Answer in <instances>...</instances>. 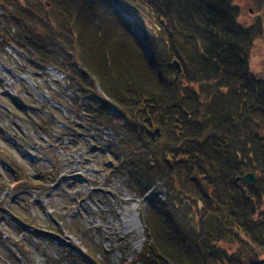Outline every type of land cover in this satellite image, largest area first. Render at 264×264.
<instances>
[{"label": "rangeland", "instance_id": "1", "mask_svg": "<svg viewBox=\"0 0 264 264\" xmlns=\"http://www.w3.org/2000/svg\"><path fill=\"white\" fill-rule=\"evenodd\" d=\"M89 1L0 0V264H82L79 250L93 251L99 260L106 254L109 264L134 262L148 240L145 220L154 232L162 221L151 210L152 195L158 194L168 204L171 190L166 180L171 177L169 183L182 195L189 225L195 227L199 219L202 199L196 192L190 198L184 195L183 189L194 191L186 169L169 172L173 159L163 153L169 166H150L159 173L150 187L119 168L124 152L132 149L122 125H86L91 115L103 111L101 116L117 117L120 111L109 103L106 112L103 99L108 84H96L85 73V61L83 64L78 58L81 50L88 56L87 71L103 66L106 58L111 61L112 53L115 59L131 60L129 64L136 67L140 66L137 60H142L146 68L159 72L137 19L126 12L119 15L105 4L90 8ZM232 1L239 8V24L256 32L249 69L264 82V0ZM36 17L45 18L55 33L67 35L70 28L73 36L77 31L83 34L75 52L70 53L71 47L69 52L61 48L52 52L50 58L62 65L60 68L43 67L36 57L6 44L7 36L29 41L32 35L27 24ZM143 23L150 25L147 20ZM34 26L39 29V23ZM174 75L173 69L172 80ZM80 76L86 85H92L86 97L79 94L75 83ZM179 84L189 85L182 78ZM200 98L210 101L203 95ZM64 123L73 126L65 128ZM260 131L264 143V127ZM162 162V157H157V163ZM136 168L145 179L151 172L143 163ZM195 177L201 178L198 172ZM19 182L29 183L19 186ZM259 185L263 192L264 176ZM224 186L218 179L216 188ZM263 213L264 195L256 217ZM235 232L249 243L241 229ZM218 245L228 254L237 252L236 243L221 241Z\"/></svg>", "mask_w": 264, "mask_h": 264}, {"label": "trees", "instance_id": "2", "mask_svg": "<svg viewBox=\"0 0 264 264\" xmlns=\"http://www.w3.org/2000/svg\"><path fill=\"white\" fill-rule=\"evenodd\" d=\"M98 3L137 19L159 72L146 68L142 60H137L140 66L136 67L129 64L131 60L125 63L123 58L115 59L112 53L111 61L106 58L103 66L87 71L88 56L81 50L78 58L81 63L85 61L84 67L80 64L85 73L96 84H108L106 97L112 103L103 99L106 112L109 103L120 111L117 117L107 113L101 116L103 111L91 115L86 125H122L132 149L124 152L119 168L150 187L159 175L150 166L168 167L163 157L167 154L173 159L169 172L186 169L194 191L183 189L184 195L190 198L196 192L203 201L201 208L197 200L201 213L192 227L182 195L169 183L173 177L166 180L171 190L169 203L162 202L156 193L151 198V210L162 220L158 230L154 232L145 220L148 240L138 258L124 264H264V213L256 217L264 195V190H259L260 177L264 176L260 131L264 127V82L252 75L248 62L256 32L239 24V8L232 0H90L88 6L93 8ZM36 18L27 24L32 35L29 41L21 37L9 40L7 36L6 44L36 57L43 67L51 64L60 68L62 65L51 60L52 52L58 48L69 52L70 47V53L75 52L83 34L77 31L73 36L70 28L67 35L55 33L45 18ZM143 20L150 25L147 27ZM37 23L39 29L34 26ZM173 58L183 67L181 78L187 87L170 78ZM84 81L81 76L75 79L82 97L92 86ZM200 95L210 101L203 102ZM133 113L137 115L129 117ZM71 125L65 123L66 128ZM157 157L164 162L157 163ZM141 163L151 171L146 179L136 168ZM247 173H254L257 182L246 183L243 176ZM218 179L226 185L221 190L216 188ZM26 183L19 182V186ZM236 228L248 236L249 243L238 237ZM221 241L236 243L237 252L228 254L218 245ZM79 252L82 264H109L106 254L99 260L93 251Z\"/></svg>", "mask_w": 264, "mask_h": 264}, {"label": "water", "instance_id": "3", "mask_svg": "<svg viewBox=\"0 0 264 264\" xmlns=\"http://www.w3.org/2000/svg\"><path fill=\"white\" fill-rule=\"evenodd\" d=\"M171 66L173 67V69L175 71L173 81L175 83H177L179 81L180 77L183 76V74H184L183 67H182L180 61L176 58H173L171 60ZM239 179H240V177H237V180H239ZM244 180L248 184H253L256 181V177H255L254 173H248L244 176ZM199 207H201V203H199Z\"/></svg>", "mask_w": 264, "mask_h": 264}]
</instances>
